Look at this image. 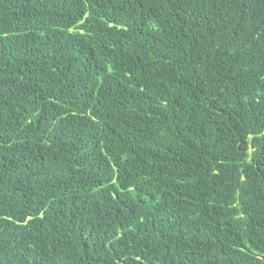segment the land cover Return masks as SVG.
<instances>
[{
  "label": "trees",
  "instance_id": "1",
  "mask_svg": "<svg viewBox=\"0 0 264 264\" xmlns=\"http://www.w3.org/2000/svg\"><path fill=\"white\" fill-rule=\"evenodd\" d=\"M0 264H264V0H0Z\"/></svg>",
  "mask_w": 264,
  "mask_h": 264
}]
</instances>
